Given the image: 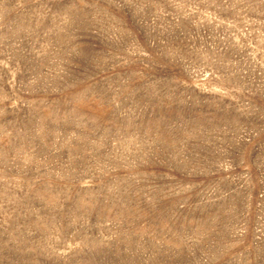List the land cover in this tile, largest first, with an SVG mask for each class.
<instances>
[{"label":"rangeland","instance_id":"1","mask_svg":"<svg viewBox=\"0 0 264 264\" xmlns=\"http://www.w3.org/2000/svg\"><path fill=\"white\" fill-rule=\"evenodd\" d=\"M0 264H264V0H0Z\"/></svg>","mask_w":264,"mask_h":264}]
</instances>
